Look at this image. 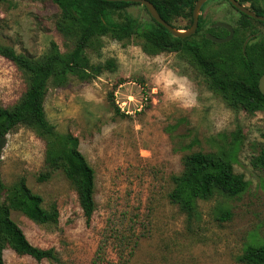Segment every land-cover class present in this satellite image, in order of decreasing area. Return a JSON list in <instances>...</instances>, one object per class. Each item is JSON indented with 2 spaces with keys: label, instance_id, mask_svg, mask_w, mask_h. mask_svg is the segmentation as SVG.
Listing matches in <instances>:
<instances>
[{
  "label": "rangeland",
  "instance_id": "rangeland-1",
  "mask_svg": "<svg viewBox=\"0 0 264 264\" xmlns=\"http://www.w3.org/2000/svg\"><path fill=\"white\" fill-rule=\"evenodd\" d=\"M241 3L264 14V0ZM110 11L118 21L127 12L141 28L151 22L141 4ZM59 14L51 0H0V47L31 59L43 57L51 41L69 51L71 41L56 28ZM190 16L184 9L170 22L187 29ZM199 17L203 29L192 36L198 41L216 21L232 25L233 36L225 43H233L207 44L227 60L239 56L237 47L264 40V24L242 16L227 0H208ZM218 32L223 36L217 37L227 35ZM98 41L88 56L92 62L114 58V71L90 81L69 76L63 86L49 82L44 102L47 120L59 134L77 137L94 170L93 215L86 222L76 186L62 168L45 162L47 139L33 126L19 124L0 152L2 183L23 178L42 197V207L57 216L40 223L11 209L10 217L33 245L53 248L57 259L37 261L7 246L4 263L244 264L239 257L247 246L264 242V171L253 163L264 149V109L248 113L228 106L186 51L158 50L136 35ZM27 84V73L0 53V105L13 106ZM112 91L132 112L116 113ZM196 151L229 152L234 172L247 186L235 197L218 191L198 197L197 216L188 224L168 194L183 171L184 156ZM224 211L230 212L225 220Z\"/></svg>",
  "mask_w": 264,
  "mask_h": 264
},
{
  "label": "trees",
  "instance_id": "trees-1",
  "mask_svg": "<svg viewBox=\"0 0 264 264\" xmlns=\"http://www.w3.org/2000/svg\"><path fill=\"white\" fill-rule=\"evenodd\" d=\"M51 1L60 10L56 28L71 41V48L67 52H62L58 44L51 41L50 49L43 57L31 59L17 53L12 47H0L1 55L23 69L28 76L27 88L20 99L11 107L0 105V152L5 144L6 135L19 124L36 128L38 133L47 139L45 162L54 168H62L66 177L76 186L79 205L86 222L90 221L95 210L94 170L80 152L77 137L69 133L59 134L54 125L47 120L44 102L49 82L63 86L69 76L80 81H90L104 71H114L117 64L114 58L92 62L88 56V50L94 44H98L101 36L123 41L136 35L158 50L186 51L199 65L211 88L221 93L228 106L248 113L264 109V95L258 89L259 77L264 73V40L245 43L242 48L237 47L241 51L239 56L231 55L230 60H227L207 49V44L212 41L205 37L206 33L223 36L218 31L227 33L226 29L211 25L203 30L201 41L192 37L203 29L200 17L196 32L189 37L179 38L174 37L152 17L151 22L144 28H141L138 20L127 12L122 13L121 20L113 19L110 8L124 10L125 7L137 2ZM149 1L153 3L159 15L172 26L174 25L170 19L184 9L191 15L192 23L195 0ZM238 1L241 3L252 0ZM253 11L263 14L260 9ZM241 15L251 18L243 13ZM261 22L264 24V21ZM229 43H233V40ZM110 96L116 113L125 115L114 103L113 91ZM182 163L183 171L174 177V187L168 198L185 214L188 224L197 216L195 200L198 197H209L214 191L235 197L247 186L244 176L234 172L229 152L212 154L196 151L185 155ZM253 163L264 171V149L259 151ZM11 209L18 210L40 223L54 221L57 216L55 211H47L42 207V197L31 191L23 178L14 181L10 186H5L0 176V264H5L3 249L7 246L16 253L28 255L37 261L57 259L53 248L37 247L27 239L22 228L11 219ZM221 216L223 220L228 219L230 212L224 211ZM239 260L244 264H264V242L257 246H247Z\"/></svg>",
  "mask_w": 264,
  "mask_h": 264
},
{
  "label": "water",
  "instance_id": "water-1",
  "mask_svg": "<svg viewBox=\"0 0 264 264\" xmlns=\"http://www.w3.org/2000/svg\"><path fill=\"white\" fill-rule=\"evenodd\" d=\"M105 1H129V2H137L143 5L149 15L159 24L164 26L174 37L179 38H186L191 36L196 32L197 26H198V18H199V12L201 9V6L207 2L208 0H195L194 6L192 9V23L187 29H177L174 26H172L170 23L166 22L157 12L155 6L153 3L149 0H105ZM234 8H236L241 13L257 19L259 21H264V14H258L252 9L246 7L242 3H240L238 0H227ZM214 27H222L227 30V35L224 37H217L215 35H212L210 33H206L205 37L206 39L215 42V43H225L228 42L232 36H233V27L231 24L223 22V21H216L212 24ZM258 89L259 91L264 95V73L259 77L258 80Z\"/></svg>",
  "mask_w": 264,
  "mask_h": 264
},
{
  "label": "built area",
  "instance_id": "built-area-1",
  "mask_svg": "<svg viewBox=\"0 0 264 264\" xmlns=\"http://www.w3.org/2000/svg\"><path fill=\"white\" fill-rule=\"evenodd\" d=\"M116 91H114L113 93V99H114V103L116 104V106L118 107L119 111L121 113H124L125 115H128L129 112H132V110H127V107H126V102L125 101H118L117 98H116ZM141 100H146V97H143ZM140 108L142 107V105H139Z\"/></svg>",
  "mask_w": 264,
  "mask_h": 264
}]
</instances>
